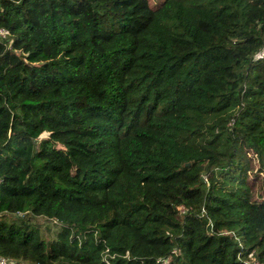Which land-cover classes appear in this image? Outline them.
Segmentation results:
<instances>
[{"label":"trees","instance_id":"16d2710c","mask_svg":"<svg viewBox=\"0 0 264 264\" xmlns=\"http://www.w3.org/2000/svg\"><path fill=\"white\" fill-rule=\"evenodd\" d=\"M0 28L9 264L264 263V0H0Z\"/></svg>","mask_w":264,"mask_h":264},{"label":"built area","instance_id":"2783aa9c","mask_svg":"<svg viewBox=\"0 0 264 264\" xmlns=\"http://www.w3.org/2000/svg\"><path fill=\"white\" fill-rule=\"evenodd\" d=\"M0 31H1V28H0ZM263 50H264V46L259 51V54L262 53ZM252 257H254V256L249 255L248 262H250L251 264H262V262H260L256 257H254V258H252ZM6 261H7V259L3 255H0V264H6Z\"/></svg>","mask_w":264,"mask_h":264},{"label":"rangeland","instance_id":"374dc122","mask_svg":"<svg viewBox=\"0 0 264 264\" xmlns=\"http://www.w3.org/2000/svg\"><path fill=\"white\" fill-rule=\"evenodd\" d=\"M258 55H259V53H258ZM249 155H250V152H249ZM255 163H253V167L255 168L256 166H257V163H256V161H254ZM264 171V170H263ZM256 187V186H255ZM181 209H182V207H180ZM53 227V226H52ZM51 227V228H52ZM252 256H254L255 257V255H252ZM254 257H252V258H254ZM6 264H9V262H6ZM13 264V263H12ZM262 264H264V263H262Z\"/></svg>","mask_w":264,"mask_h":264}]
</instances>
